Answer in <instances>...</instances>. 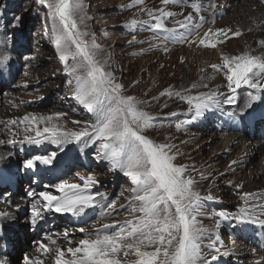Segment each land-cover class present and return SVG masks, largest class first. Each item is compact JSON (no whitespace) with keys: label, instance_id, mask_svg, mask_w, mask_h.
Instances as JSON below:
<instances>
[{"label":"rangeland","instance_id":"obj_1","mask_svg":"<svg viewBox=\"0 0 264 264\" xmlns=\"http://www.w3.org/2000/svg\"><path fill=\"white\" fill-rule=\"evenodd\" d=\"M254 1L264 5V0ZM177 3L165 6L162 0H143L142 4L133 5L132 0H83L82 11L86 16L84 27L90 33L86 39H91V35L95 36V42L100 49L97 58L101 62L107 61L104 66L107 71L113 73L114 82L123 86L122 95L133 96L143 102L140 105L141 109L154 118V126L146 129L144 134L156 143L171 144L172 153L176 156L174 163L186 167V176L196 182L195 190L202 196L209 192L213 195L212 201L205 202V215L198 217L203 227L208 229L201 242L203 255L208 258L217 255L219 259L212 264H264V227L252 223H237L234 219L245 207V201L239 195H235L233 184L237 183V188H241V178L249 173V168L246 167L243 171L234 170L231 161L227 158L223 166H227L233 172L223 175L225 173L223 167L210 178L205 172L204 164V158L213 155L211 150L205 148L211 142L208 134L215 137V143L219 144V148L223 142L221 138L223 134L239 136L242 130L251 137L258 132L255 134L257 138L255 137V140L253 138V141L264 143V119L258 116L250 117L248 115L250 109L241 115L240 104L243 105L248 100L249 93H257L237 89L234 94L236 102L228 105L223 102L228 95L218 92L222 101L218 108L206 111L194 122L183 124V121L191 119L193 113L189 111L190 106L186 101L175 93L198 96L202 92H210L199 87L192 91L178 89L189 84L190 81L203 83L196 77L204 70L199 68L196 74H190L188 67L184 66L189 64L187 62L180 66L181 73L178 78L171 79L167 76L170 68L165 54L171 50L174 40L180 41L177 53L184 58V50L190 39V35L186 37L187 27L192 26L191 32L196 35L205 31L210 25L223 22L233 10L229 9L226 13L219 14L217 7L204 3L201 4V12L196 13L191 8V1L180 0ZM160 9L172 13L171 16L162 17L167 29H171L175 22L185 23L189 16L192 20L187 27L178 28L180 31L153 30L151 25L155 20L147 13L152 11L159 15ZM172 16L178 17L175 22ZM201 16L203 20L200 19ZM16 17H19V20H16ZM134 19L138 24L135 27H128ZM50 28L47 9L39 3V0H0V52L11 54L8 63L0 65V152L6 154L2 161L0 160V204L6 210H11L15 205L12 200L16 197L29 198L33 203L36 201L34 196L37 195L36 198L39 200L38 194L42 191L60 195L55 185L62 182L83 184L79 179L80 176L94 175L98 183L92 187L91 193L96 197V201L101 200L100 194L107 196V201L86 209L85 214L80 217L70 213H55V218H45L42 221L46 222V225L43 224L40 235L44 238L51 236L57 239V245L61 243L59 247L67 249L69 246H78L80 240L89 238L86 233L94 232L104 224L122 223L131 219L126 208L122 206L127 204L133 185L119 170L113 171L108 162L101 161L95 147L81 152L83 146L76 143L67 145L61 150L48 140H44L40 145L24 141L26 135L35 137L34 130L25 131L28 127L27 122L20 123L25 115L53 116L52 123L68 131L80 130L85 123L92 122L91 114L72 96L69 85L71 77L66 73L65 65L59 59L50 37ZM223 45L224 43H221V46ZM196 48H198L196 55L202 51L209 53L215 50L205 47ZM252 55L264 57V46H256ZM211 62L215 64L216 61L212 59ZM214 74H217L216 70ZM173 80L178 82L175 86L172 84ZM168 92L173 94L169 96ZM6 100L14 102V105L10 106ZM262 103L264 104V100L260 104ZM12 120H16L17 123L15 125L9 123ZM76 121L79 123H73ZM260 122L262 124L258 125ZM178 123L182 124L179 129L176 127ZM201 125L206 128L202 129ZM39 126L42 129L45 124L41 123ZM186 140H192L194 144L181 149V142ZM54 152L56 158L52 165L36 162L35 167L31 169L24 166L27 159L37 155H51ZM252 162L254 164L252 171H258L260 157ZM8 175L12 178L11 183L4 179V176L9 179ZM10 184L14 187L12 188ZM15 189L20 190L21 194H16ZM254 198L249 197V203L253 206V215L264 219V202L261 200L263 202L261 203ZM108 203H112L113 207H107ZM38 206H41L40 210L44 212L42 204ZM220 211L226 214V219L218 215ZM105 212L111 214L103 215ZM46 213L50 211L46 210ZM30 214L31 209L27 214L16 218V223H22L21 221ZM81 228L85 229V232H81ZM65 230L69 234L67 239L63 236ZM113 230L115 229H110ZM35 232L36 230L30 225L24 229L25 237L23 236L20 241L22 245H14L15 248L10 251L12 264H22L23 256L31 252L32 248L26 244L32 241ZM37 236L35 237L39 241L40 238ZM68 240H71V245ZM240 242L244 246V251L248 253L243 256L247 260L244 263L239 256H228L229 247ZM0 255L3 254L0 252ZM119 258L134 260L135 256L133 253L128 257L121 254Z\"/></svg>","mask_w":264,"mask_h":264},{"label":"snow or ice","instance_id":"obj_2","mask_svg":"<svg viewBox=\"0 0 264 264\" xmlns=\"http://www.w3.org/2000/svg\"><path fill=\"white\" fill-rule=\"evenodd\" d=\"M177 2L178 0H162L165 6ZM39 3L47 9L51 22L50 37L59 59L65 65L66 73L71 77L69 85L72 96L91 114L92 122L85 123L80 130L68 131L52 123L53 116L25 115L20 123L27 122L25 131L34 130L35 137L26 135L24 141L40 145L48 140L61 150L76 143L83 146L81 152L95 147L101 161L108 162L111 170H119L131 181L133 187L130 189V197L122 207L126 208L132 218L122 223L104 224L94 232L86 233L89 238L80 240L78 246H69L67 249L59 246L49 248L48 244L57 245V241L51 236L47 237L48 244L36 241V251L40 255H25L23 264H45L41 256L49 257V253H54L53 264H212L218 260L217 255L210 258L203 255L201 242L208 229L198 220V217L205 215V202L212 201L213 195L209 192L202 196L195 190L196 182L186 176V167L174 163L176 156L172 153L171 144L156 143L144 134L146 129L154 126V118L141 109L143 102L133 96L122 95L123 86L114 82L113 73L104 66L107 61L101 62L97 58L100 49L95 36L91 35V39H86L90 33L84 27L86 16L82 11L83 0H39ZM142 3L143 0H132L133 5ZM191 8L200 13L202 5L198 0H193ZM158 11L159 15L152 11L147 13L155 20L151 25L152 29L174 31L167 29L162 21V17L171 16L172 13L164 9ZM15 19L19 20V17ZM200 19L203 20V17ZM191 20L192 17L189 16L185 23L178 22L179 26L185 28ZM137 24L138 21L134 19L128 27H135ZM229 33L232 37L242 34L239 30L233 32L232 29H209L199 43L216 48L218 43L224 42L221 37H228ZM261 44L264 46V41ZM10 59V53L0 52V65L7 64ZM211 67L217 71L226 69L225 77L231 94L223 102L228 105L236 102L234 94L242 85L264 92V57L248 53L223 56L222 66L213 64ZM172 94L167 93L169 96ZM175 95L186 101L190 106L189 111L193 113L191 119L183 121V124L196 121L206 111L218 108L222 103L215 91L202 92L198 96L182 95L180 92ZM259 99L258 95L249 93L241 115L253 109V104ZM9 123L15 125L17 121ZM41 123L45 124L42 129L39 126ZM176 127L179 129L182 124L178 123ZM55 158V152L51 155H37L27 159L24 166L31 169L36 162L52 165ZM79 179L83 184L62 182L55 185L60 195L40 192V199L31 204L30 226L34 228L44 219L38 207L40 204L48 211L80 217L85 214L86 209L107 201V196L103 194H100L99 202L92 195L91 189L98 183L94 175L80 176ZM250 196L252 194L249 193L242 195L245 207L234 219L237 223H252L264 227V219L253 215ZM107 207L112 208L113 204L108 203ZM110 214L103 213L106 216ZM9 215L8 212H0V218ZM218 215L227 218L223 211ZM80 231L85 232V229L81 228ZM68 235L65 230L64 238L67 239ZM68 243L71 245V240ZM130 253L134 254V260L119 258L121 254L128 257ZM0 264H6V261L0 260Z\"/></svg>","mask_w":264,"mask_h":264},{"label":"bare ground","instance_id":"obj_3","mask_svg":"<svg viewBox=\"0 0 264 264\" xmlns=\"http://www.w3.org/2000/svg\"><path fill=\"white\" fill-rule=\"evenodd\" d=\"M185 1L186 2L191 1V3L193 2V0H190V1L185 0ZM198 2H200L201 4L208 3V5L210 4L211 6L217 7L219 14L226 13L227 11H229V9L233 11H231V13L223 20V22L216 24V25H210L205 29V31L197 33L196 35H193L191 32V30H193L192 26L187 27L186 37L190 35V39L188 40V45L186 46V49L184 50V58L179 56L177 53V47L179 46V43H180V41L178 40H174L171 50L167 51V53L165 54L168 57V60H169L168 64L170 68V72L168 73L167 76L171 77V79L178 78L179 73H181L180 66L188 62L189 64L187 66L186 65L184 66L188 67L190 74L192 73L196 74L199 68H202L204 70V72L202 71V73L198 72L199 74L196 77L197 79H199L200 82L202 81L203 83L197 84L193 81H190L189 84L187 83L184 87H180L178 89L192 91L195 88L197 89L199 87V88L208 89L210 90V92L211 91H215L217 93L222 92V93H225L226 95H230L231 93L227 87V81L225 77L226 69H222L220 71L216 70L217 74L215 75L214 74L215 69L211 67V65H213L214 63H212L211 60L213 59L214 61H216L215 62L216 65L222 66L223 56L231 57V56L242 55L245 53L252 55V52L256 49V46L262 45L261 42L264 41V5L254 0H198ZM172 17L174 18V22L176 21V18H178L177 16H172ZM178 24L177 22H175L174 26L171 29L177 30L178 28H180ZM209 29H213V30L232 29L233 32L239 30L241 31L242 34L239 37H232L231 33H229L228 37H221V39L224 41L223 46H221V43H218L217 47L214 48L215 50L213 52L207 53L206 51H202L201 53H198L196 55L197 49H198L196 47H201V48L205 47V48L213 49L211 47L203 46L199 43V40L204 38V33L208 32ZM218 52H219V55H217ZM160 79L161 77L159 78V80ZM176 81L175 80L172 81V84L174 86L178 83ZM193 85H195L196 87L193 88L192 87ZM238 90H242V91L249 90L254 93H257L256 95H258L261 100L259 99L253 104V109H250L251 112H249L248 115L250 117L258 116L259 118L264 119V104L263 103L260 104L261 101L264 100L263 92H258L256 90L250 89L247 85H242ZM224 97L226 96L224 95ZM247 101L248 100H246L244 103L246 104ZM6 102L7 104H10V106L14 105V102H11L10 100H6ZM244 103L243 105L240 104L242 106V109H244V106H245ZM210 119L211 118H208V120ZM261 124L262 123L260 122L258 125H261ZM195 125L197 126V124ZM201 127L203 126L201 125ZM204 128L206 127H203L202 129ZM253 131L254 130H252V133ZM206 132H209V131H206ZM239 133H241V135L239 136H236V135L227 136L226 134H223L221 137L223 139V142L220 148H219V144L215 143L216 141L215 137H213L211 134L205 133L211 137L210 144H208L205 148L206 150L207 149L211 150V153L213 154L210 158H207V159L204 158V164L206 165L205 172L207 176L210 177L214 175L215 173H217V171H219L221 168L224 167L225 173H223V175L232 173L233 171H231V169L227 168V166H223L227 158L228 160L231 161L230 163L233 166L234 170L243 171L245 170L246 167L249 168V171H248L249 173L244 174V177L241 178L242 180L241 188L240 187L237 188V183L233 184L235 187L234 188L235 195H239L240 197H242L244 193H249V194H252L251 197H255L258 199V201L261 202L262 200L264 202V174H263L264 172V143L260 141L258 142L253 141V138L254 140H255V137L257 138V135L255 134H258V132H256L253 135V137L249 136L245 130H242V132H239ZM192 144H194V141L186 140V141L181 142L180 147L181 149H183ZM240 147L241 149H239ZM195 149L196 147H194L193 150ZM233 154H235V156H233ZM4 156H6V154L0 152L1 161ZM257 157L258 158L260 157V163H259L260 169L256 172H253L252 166L254 164L252 161ZM4 179L7 180V182L9 183L12 182L11 177L8 179L6 176H4ZM232 182L234 183V181ZM10 185H12V188L14 187L13 184H10ZM15 190H16V194H21L19 193L20 190L19 191L17 189ZM36 197L38 196L37 195L34 196L35 200L37 201L38 199ZM12 203H14L15 205H14V208L11 210H8V209L6 210L0 204V212L10 213L9 216L0 218V252L1 254H3V255H0V260L6 261V264H12V259L10 258L11 257L10 251L13 250L14 245H17V246L22 245L20 241L23 236L25 237V234L23 233L24 229L30 225L29 220H30L31 214L26 216V218L21 221L22 223H18L19 225L16 223L15 219L21 215L27 214V211L31 209L32 200H30L29 198L16 197V199L12 200ZM38 207H40V209L42 208L41 206H38ZM41 214L44 216V219L56 217L54 215L55 214L54 211H50V213H46L45 209H44V212H41ZM51 214L52 216H49ZM42 221H40L38 225L34 227L36 232L34 234V238H32V241L26 244V246H30L32 248L31 252L30 253L28 252L26 254L29 257L40 255V253L36 251L37 244L34 242L38 240L36 239L35 236L39 235L37 236L40 238L39 241H43L45 244H48L47 238H44L42 237V235H40V232L42 231L43 226L46 225V222H42ZM55 240L57 241V239ZM64 242H66V240H64ZM60 244H58L57 246L61 247ZM48 246L49 248H55L56 245L48 244ZM244 250H245L244 246L241 242L237 245L233 244L229 247L228 256H232V257L239 256V258H241L242 260V263H244L247 260L243 256H246V254H248ZM5 255H7V257H5ZM41 259L45 260V264H53L54 253H49V257L41 256ZM22 264H23V260H22ZM252 264H255V263H252Z\"/></svg>","mask_w":264,"mask_h":264}]
</instances>
